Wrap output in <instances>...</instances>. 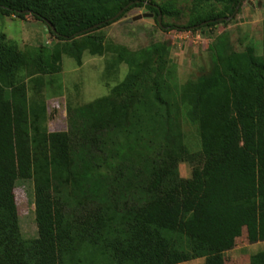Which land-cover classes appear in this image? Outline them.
Returning a JSON list of instances; mask_svg holds the SVG:
<instances>
[{
	"label": "trees",
	"instance_id": "trees-1",
	"mask_svg": "<svg viewBox=\"0 0 264 264\" xmlns=\"http://www.w3.org/2000/svg\"><path fill=\"white\" fill-rule=\"evenodd\" d=\"M245 1L196 0L185 27H165L227 24L220 20ZM138 8L157 24L170 15L151 0H0L1 15L49 22L63 43ZM162 46L126 58V78L77 108L70 132L52 133L47 107L29 102L22 72L57 73L60 57L32 58L0 34V264H225L244 230L249 244L264 242V39L260 52L251 45L233 53L226 71L211 46L209 69L175 87L165 78ZM183 118L198 129L197 154L183 144ZM184 161L190 178L180 174ZM21 180L33 182L34 240L20 228ZM247 264H264V251Z\"/></svg>",
	"mask_w": 264,
	"mask_h": 264
},
{
	"label": "rangeland",
	"instance_id": "rangeland-1",
	"mask_svg": "<svg viewBox=\"0 0 264 264\" xmlns=\"http://www.w3.org/2000/svg\"><path fill=\"white\" fill-rule=\"evenodd\" d=\"M158 5H168L170 15H162V26L155 14L146 8L130 11L119 21L98 30L90 37L71 43L59 42L43 22L28 15L24 19L0 14V34L10 45L32 58L43 53L45 58L57 54L55 62L60 71L54 74H35L24 71L30 103H45L46 127L49 132H70L74 111L109 95L130 72L125 61L128 57L140 58L141 52L153 45H163L160 55L164 61V74L175 87L198 78L209 69L211 46L221 54L220 66L230 68L233 53H242L253 45L257 52L264 39V0H247L241 11L227 22L200 30L168 29L166 24L185 27L198 10L196 0H151ZM153 14V18L132 21L134 17ZM92 41L96 46L89 44ZM99 45V47H98ZM101 48L103 53L99 54ZM29 77V78H28ZM183 144L190 154L201 150L200 135L196 126L182 119ZM182 177L190 178L191 166L187 161L179 164ZM16 203L20 228L26 240L38 238L34 220L32 181H17ZM264 251V242L249 244L244 230L233 250L224 256L225 264H247L252 255ZM184 264H205V259Z\"/></svg>",
	"mask_w": 264,
	"mask_h": 264
},
{
	"label": "water",
	"instance_id": "water-1",
	"mask_svg": "<svg viewBox=\"0 0 264 264\" xmlns=\"http://www.w3.org/2000/svg\"><path fill=\"white\" fill-rule=\"evenodd\" d=\"M130 6H131V5L127 6L126 9H128ZM123 13H124V10H122V11H121V12H120V13H119V14L113 19V21L119 19ZM24 14H30V12L27 11V12H24ZM144 18H153V14H143V15H140V16H137V17H134V18L132 19V21H138V20H141V19H144ZM232 18H233V16L230 17V18H227V19H221L220 22H222V21H224V20L228 22V21H230ZM157 20H158L159 25L162 26V15H159L158 18H157ZM46 25H47V26H48L53 32L56 31L55 28L53 27V25H52L51 23L47 22ZM98 27H99V26H96L95 28H98ZM88 31H92V29H89Z\"/></svg>",
	"mask_w": 264,
	"mask_h": 264
}]
</instances>
